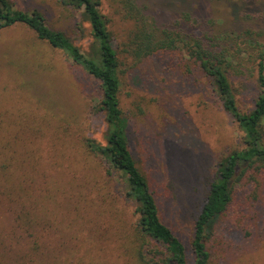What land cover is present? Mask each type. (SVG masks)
I'll return each instance as SVG.
<instances>
[{
  "label": "rangeland",
  "instance_id": "374dc122",
  "mask_svg": "<svg viewBox=\"0 0 264 264\" xmlns=\"http://www.w3.org/2000/svg\"><path fill=\"white\" fill-rule=\"evenodd\" d=\"M135 1L159 29L208 37L249 30L264 45V0ZM10 2L37 10L49 28L89 52V25L61 0ZM98 8L119 60L129 151L147 178L161 222L192 264L193 225L216 165L243 147V133L193 62L179 51L140 61L127 57L122 43L130 24L120 0H99ZM230 82L239 109L251 110L258 93L254 78L231 74ZM100 97L97 80L26 26L0 30V122L5 134L16 135L19 149L28 146L25 163L5 165L0 183L5 171L35 174L28 176L32 203L22 198L24 184L0 192V264H144L138 249L129 248L133 204L104 178L101 163L84 146L87 139L104 144ZM256 180L233 186L230 204L210 227L211 264H264V172ZM159 259L154 261L161 264Z\"/></svg>",
  "mask_w": 264,
  "mask_h": 264
},
{
  "label": "trees",
  "instance_id": "16d2710c",
  "mask_svg": "<svg viewBox=\"0 0 264 264\" xmlns=\"http://www.w3.org/2000/svg\"><path fill=\"white\" fill-rule=\"evenodd\" d=\"M61 3L78 11L81 20L89 25L92 44L88 53H83L64 33L49 28L40 12L16 9L10 0H0V30L16 24L26 26L39 40L63 52L98 81L101 97L97 106L104 123V144L87 139L84 146L87 153L101 163L104 178L114 182L123 199L134 206V240L129 237V248L132 249L133 245L134 249H138L137 254L144 264H159L154 261L156 258H160L161 264H187L183 245L161 222L147 178L138 169L128 148L126 123L119 101V60L107 23L98 8L99 0H61ZM120 5L123 18L130 24L122 43V52L136 61L160 52L182 53L210 80L222 109L243 133V147L232 150L218 161L214 179L193 225L192 264H211L206 248L209 229L230 204L233 186L243 180L257 183L256 178L264 172V45L249 30L234 37H208L159 29L148 19L145 7L135 0H120ZM231 74L246 81L255 80L258 93L253 108L247 112L238 107L230 82ZM10 132L5 134L0 122V171L15 160L24 164L28 159L26 142L19 149L16 135ZM3 173L5 183H0L3 190L0 192L19 189V184H24L22 198L32 203L28 186L33 180L28 176L35 174Z\"/></svg>",
  "mask_w": 264,
  "mask_h": 264
}]
</instances>
